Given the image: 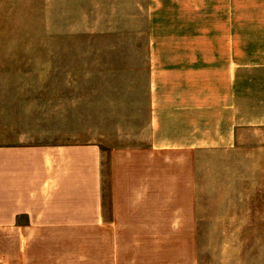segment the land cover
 Wrapping results in <instances>:
<instances>
[{"label": "rangeland", "instance_id": "rangeland-1", "mask_svg": "<svg viewBox=\"0 0 264 264\" xmlns=\"http://www.w3.org/2000/svg\"><path fill=\"white\" fill-rule=\"evenodd\" d=\"M144 2L0 0V181L6 179L0 193L9 198L0 212H14L25 228L1 234L0 248L18 254L20 235L26 242L24 257L11 264H264V148L197 151L194 202L148 196L141 206L133 193L125 196V176L150 172L140 165L149 148H129L134 164L126 169L122 153L117 170L122 217L109 224L112 152L147 143ZM91 145L101 147L106 220L100 225L92 224L91 153L82 152L85 170L70 169L66 184H51L45 174V147ZM15 154H21L22 182L31 177L20 186L18 209L11 199L19 187L8 182ZM142 204L143 212L163 217H151L148 226L125 219L126 210ZM190 209L195 218L188 221L183 212ZM12 218L2 220L11 225Z\"/></svg>", "mask_w": 264, "mask_h": 264}, {"label": "crops", "instance_id": "crops-1", "mask_svg": "<svg viewBox=\"0 0 264 264\" xmlns=\"http://www.w3.org/2000/svg\"><path fill=\"white\" fill-rule=\"evenodd\" d=\"M142 10L146 13L148 45L149 123L148 135L143 138L147 143L126 146L124 152H112L114 206L110 225L117 224L123 213L118 209L122 192L117 170L122 153L126 169L134 164L135 151L129 148H149L140 165L150 172L136 176L127 171L125 176V196L133 193L130 199L137 205L148 196L151 200L194 202L197 151L237 149L241 153L247 148L253 152L264 148V0H145ZM100 148L48 146L44 157L49 183L63 185L68 183L65 178L69 177L70 169L77 174L84 172L86 162L82 152L91 153L92 183L96 185L93 225L106 220L101 197ZM13 159L12 180L8 178V182L19 187L18 190L14 187L11 199L13 208L18 209L20 186L31 183V177L22 182L21 154L19 161L17 154ZM166 166L170 171H164ZM159 168L160 173L155 171ZM5 182L2 175L0 183ZM165 185L169 186L166 190ZM8 199L0 193V202ZM142 206L126 210L125 219L130 217L133 225L153 224L151 217H158L159 213L150 215L142 211L145 205ZM59 213L56 217L62 219L63 210ZM183 214L188 221L195 218L194 210ZM9 215L13 224L5 225L2 218ZM180 215L179 211L171 214L181 218ZM16 217L14 212L7 215L0 212V237L8 229L23 234L25 228ZM178 226L181 225H173L172 230L180 231ZM187 231H195V219ZM25 244L20 235L18 254L4 253L0 248V264H11L10 260L18 256L23 258Z\"/></svg>", "mask_w": 264, "mask_h": 264}]
</instances>
